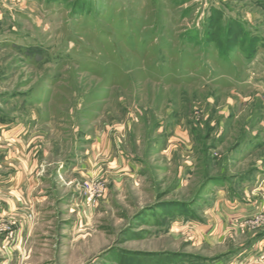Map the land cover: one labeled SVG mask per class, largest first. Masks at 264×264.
Masks as SVG:
<instances>
[{"label": "rangeland", "instance_id": "1", "mask_svg": "<svg viewBox=\"0 0 264 264\" xmlns=\"http://www.w3.org/2000/svg\"><path fill=\"white\" fill-rule=\"evenodd\" d=\"M0 264H264V0H0Z\"/></svg>", "mask_w": 264, "mask_h": 264}, {"label": "crops", "instance_id": "2", "mask_svg": "<svg viewBox=\"0 0 264 264\" xmlns=\"http://www.w3.org/2000/svg\"><path fill=\"white\" fill-rule=\"evenodd\" d=\"M17 187H18V185H17ZM14 189H17L16 188V186H14L13 185V187H12V190H14ZM222 190V191H221ZM220 191L222 192V195L220 196V198H224V191H223V188H221L220 189ZM225 204L227 205H229L230 206V208H231V205H233V203H230L229 201H225V199H224V202H223V199H222V202H220L219 203V205H220V207H222L223 208V210H228L227 208H224L225 207ZM240 206H238V208H239V210H235L234 208H232V209H234V210H231V212H233V214L232 215H234V214H236L237 212H240V213H242V212H245L247 209L243 206V204H239ZM234 207H235V205H234ZM242 211V212H241Z\"/></svg>", "mask_w": 264, "mask_h": 264}, {"label": "built area", "instance_id": "3", "mask_svg": "<svg viewBox=\"0 0 264 264\" xmlns=\"http://www.w3.org/2000/svg\"><path fill=\"white\" fill-rule=\"evenodd\" d=\"M104 190V189H103ZM89 201L93 202L94 199L92 198V196L89 197Z\"/></svg>", "mask_w": 264, "mask_h": 264}, {"label": "trees", "instance_id": "4", "mask_svg": "<svg viewBox=\"0 0 264 264\" xmlns=\"http://www.w3.org/2000/svg\"><path fill=\"white\" fill-rule=\"evenodd\" d=\"M178 210V209H177ZM179 211V210H178ZM263 238V237H262Z\"/></svg>", "mask_w": 264, "mask_h": 264}]
</instances>
